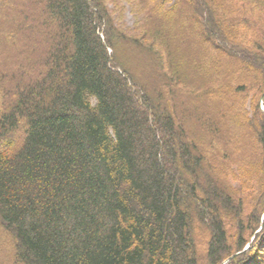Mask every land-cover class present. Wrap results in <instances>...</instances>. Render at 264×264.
Wrapping results in <instances>:
<instances>
[{
  "label": "trees",
  "instance_id": "trees-1",
  "mask_svg": "<svg viewBox=\"0 0 264 264\" xmlns=\"http://www.w3.org/2000/svg\"><path fill=\"white\" fill-rule=\"evenodd\" d=\"M27 1L39 9L38 16L29 7L38 23L28 30L43 40L40 54L32 61L0 55V226L15 239L17 260L200 264L193 234L201 223L209 232L205 264L227 257L224 264H264L260 216L246 249L239 233L226 245L223 219L241 205L225 173L213 176L203 151L212 146L196 141L182 113L211 134L220 124L180 102L196 91L172 61L171 44L188 45L192 21L207 42L240 55L264 79V56L241 48L219 21L220 7L234 21V0ZM127 10L131 27L122 21ZM228 112L224 105L214 117L226 121ZM238 116L237 126L246 121ZM256 121L263 157L250 171L255 148L244 156L248 166L236 167L245 188L264 173V109Z\"/></svg>",
  "mask_w": 264,
  "mask_h": 264
},
{
  "label": "rangeland",
  "instance_id": "rangeland-1",
  "mask_svg": "<svg viewBox=\"0 0 264 264\" xmlns=\"http://www.w3.org/2000/svg\"><path fill=\"white\" fill-rule=\"evenodd\" d=\"M258 2L261 5H258ZM258 2L234 0L231 6L234 21L231 23L224 20L222 7L216 11L218 18L221 19L219 21H225L223 26L231 32L233 40L241 48L254 53L260 52L264 56V0ZM31 5L32 3L27 0H0V55L8 61L22 58L32 61L34 55L37 57L40 54L43 40L28 30V26L38 23L30 21L32 17L30 12L39 16V9ZM29 7L32 8L30 12ZM122 21L127 27H131L134 14L127 10ZM190 26L193 32L187 46L171 44L172 61L175 69H179L178 71L184 75L183 85L195 86L196 91L193 93L194 96L181 98L180 102L186 103L185 106L193 104L194 109L202 107L203 110L211 112V121L220 124L218 132L215 134L206 132L195 115L192 116V112L190 115L184 112L182 114L188 117V126L196 141L201 144H211L213 149L204 147L203 151L206 158L211 157L213 176L217 177L220 171L225 173L223 179L231 187L233 204L236 207L241 205L239 215L228 216L223 221L228 235L227 247L233 246L234 235L239 233L245 243L242 249L244 250L252 242L255 232L260 230V227L256 228L255 218L260 216L261 221L264 219V173L256 172L257 176L250 178L245 188L236 180L235 171L238 165L243 168L248 166L249 160L244 156L255 148L259 151L255 160L249 163L250 171L252 164L256 160H262L263 157L260 156L262 147L258 144L261 130L255 127V123L258 112L264 109L262 102L264 79L258 76V73L251 72L253 67L247 66L240 55L225 53L221 48H216L214 44L207 42L202 37V29L194 22L191 21ZM167 27L171 28L170 25ZM5 31H10L14 35L8 38L4 34ZM154 48L158 50L157 47ZM200 65L202 70H198ZM147 75L150 76L151 72ZM257 102L259 110L256 106ZM224 105L230 107L232 112L227 113L226 121L220 122L214 115ZM238 115L246 117V121H242V125L239 126L234 123L235 118H240ZM202 195L197 191V197L203 198ZM254 197L255 201H253ZM197 227L193 238L200 255V264H205L209 232L206 225L198 223ZM237 252L240 251L233 248V254ZM228 258H224L223 262ZM0 264H23L16 257L15 239L1 226Z\"/></svg>",
  "mask_w": 264,
  "mask_h": 264
}]
</instances>
